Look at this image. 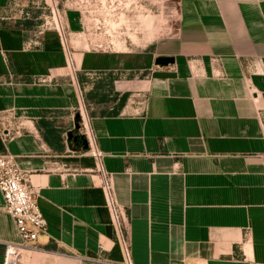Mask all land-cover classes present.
<instances>
[{"label":"crops","instance_id":"0c3cea01","mask_svg":"<svg viewBox=\"0 0 264 264\" xmlns=\"http://www.w3.org/2000/svg\"><path fill=\"white\" fill-rule=\"evenodd\" d=\"M14 1L0 0V119L19 131L0 123V154L47 222L21 264L124 262L104 176L75 130L82 106L132 264H264V0H173L172 33L99 53L73 45L85 14L64 10L73 68L62 31L40 25L43 0ZM2 207L0 194V264L19 242Z\"/></svg>","mask_w":264,"mask_h":264},{"label":"rangeland","instance_id":"374dc122","mask_svg":"<svg viewBox=\"0 0 264 264\" xmlns=\"http://www.w3.org/2000/svg\"><path fill=\"white\" fill-rule=\"evenodd\" d=\"M44 1L46 0L42 1L44 8L41 11L40 25L50 29L54 27L55 22L59 25V21L66 28L62 11L84 10L85 17L81 16L80 20L86 28L83 31L73 32L75 35L71 38L72 43L76 42L73 43L76 48L82 46L85 47L84 50L92 53L117 52L125 50L126 47H142L160 34L172 33L178 22L173 0H58L60 16L56 15L55 18L50 13L51 7L46 9ZM46 2L52 4L53 0ZM13 3L14 9L19 11L24 8L25 0H15ZM83 40H86L84 45L81 44ZM101 45L103 49L100 48ZM79 122L80 120L77 119L76 124ZM123 225L126 229V224Z\"/></svg>","mask_w":264,"mask_h":264},{"label":"built area","instance_id":"2783aa9c","mask_svg":"<svg viewBox=\"0 0 264 264\" xmlns=\"http://www.w3.org/2000/svg\"><path fill=\"white\" fill-rule=\"evenodd\" d=\"M50 13L54 18L56 15L60 16L58 4L50 9ZM82 14H86L84 10ZM87 14H89V11H87ZM54 28L57 31H62L64 50L68 56L69 65L73 68V57L70 54L71 50L63 33L66 28L60 21L59 25L56 22L54 23ZM100 48L103 49L102 45ZM84 111L85 114L82 108L77 111V119L80 122L75 130L87 144V149L84 150L85 154L97 160L98 171L104 176V189L107 193L109 210L112 214L113 227L124 256L122 264H132L129 254V241L123 225L125 218L116 204L110 181L105 176L106 173L102 167L103 155L96 148L95 136L89 126L86 110L84 109ZM0 123L4 129L12 130L15 134L19 131L17 127L10 125L7 121L0 119ZM261 125L264 132V112ZM261 158L263 159L264 169V154ZM0 194L3 199L2 209L12 217L19 236L18 243L5 244L4 264H21V259L24 256H29L38 250V238L47 231V222L39 207L37 190L29 182L28 177L19 169L16 158L9 153L0 154Z\"/></svg>","mask_w":264,"mask_h":264},{"label":"water","instance_id":"95a60500","mask_svg":"<svg viewBox=\"0 0 264 264\" xmlns=\"http://www.w3.org/2000/svg\"><path fill=\"white\" fill-rule=\"evenodd\" d=\"M174 63V59L173 58H169V57H159L155 60V65L159 68H164V67H168L170 65H172ZM73 137V134L70 133L69 134V138L71 139ZM75 141H77V137L74 138ZM81 143L84 145V149H87V144L85 143V141L83 139H81Z\"/></svg>","mask_w":264,"mask_h":264},{"label":"bare ground","instance_id":"6f19581e","mask_svg":"<svg viewBox=\"0 0 264 264\" xmlns=\"http://www.w3.org/2000/svg\"><path fill=\"white\" fill-rule=\"evenodd\" d=\"M147 20H148V23H149V22H150V17H148V19H147ZM149 24H150V23H149ZM82 110H83V108H82ZM83 112H84V111H83ZM84 114H85V113H84Z\"/></svg>","mask_w":264,"mask_h":264}]
</instances>
